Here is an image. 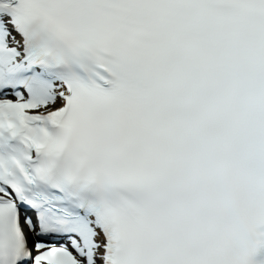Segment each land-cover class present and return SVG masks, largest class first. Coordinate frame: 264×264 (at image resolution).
Listing matches in <instances>:
<instances>
[{
  "label": "snow or ice",
  "instance_id": "snow-or-ice-1",
  "mask_svg": "<svg viewBox=\"0 0 264 264\" xmlns=\"http://www.w3.org/2000/svg\"><path fill=\"white\" fill-rule=\"evenodd\" d=\"M0 264H264V0H0Z\"/></svg>",
  "mask_w": 264,
  "mask_h": 264
}]
</instances>
